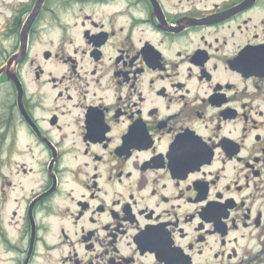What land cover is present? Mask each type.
Segmentation results:
<instances>
[{
	"label": "flooded vegetation",
	"instance_id": "flooded-vegetation-1",
	"mask_svg": "<svg viewBox=\"0 0 264 264\" xmlns=\"http://www.w3.org/2000/svg\"><path fill=\"white\" fill-rule=\"evenodd\" d=\"M0 264H264V0H0Z\"/></svg>",
	"mask_w": 264,
	"mask_h": 264
}]
</instances>
